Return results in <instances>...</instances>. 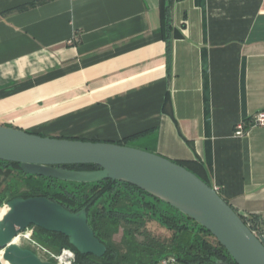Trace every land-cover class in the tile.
Wrapping results in <instances>:
<instances>
[{"label":"crops","instance_id":"1","mask_svg":"<svg viewBox=\"0 0 264 264\" xmlns=\"http://www.w3.org/2000/svg\"><path fill=\"white\" fill-rule=\"evenodd\" d=\"M262 110L264 0H0V127L191 163L264 217V128L235 135Z\"/></svg>","mask_w":264,"mask_h":264},{"label":"water","instance_id":"2","mask_svg":"<svg viewBox=\"0 0 264 264\" xmlns=\"http://www.w3.org/2000/svg\"><path fill=\"white\" fill-rule=\"evenodd\" d=\"M0 161L19 164L29 176L75 183L104 180L125 181L148 193L143 185L156 186L185 199L200 211L203 220L171 204L206 227L227 250L236 264H264V237L256 235L218 191L182 165L163 156L110 142L44 137L0 127ZM95 165L94 171L66 167ZM0 222V251L6 264H53L20 246L17 237L32 226L68 237L83 255L101 258L107 247L88 224L86 210L71 212L46 197L16 198L7 203Z\"/></svg>","mask_w":264,"mask_h":264},{"label":"trees","instance_id":"3","mask_svg":"<svg viewBox=\"0 0 264 264\" xmlns=\"http://www.w3.org/2000/svg\"><path fill=\"white\" fill-rule=\"evenodd\" d=\"M163 21L164 31L169 32L171 13L168 4L163 8ZM118 144L125 145L124 142ZM176 163L193 172L191 163ZM0 164L19 170L23 174L20 180L27 186L24 192H18V190L11 192L13 187L11 184L8 188L11 195L7 203L16 198L42 196L61 204L74 213L86 210L89 226L96 237L107 247L106 255L101 258L79 253L70 244L68 237L60 233L48 232L35 226L30 227V229H36V237L40 243L52 250L57 252L63 248L74 250L77 255V264H159L163 258L170 256L175 257L180 264H236L227 250L206 227L136 185L118 180L75 183L26 176L20 170L19 164L4 161H0ZM66 168L76 171L98 169L95 165H74ZM194 174L213 187L209 177ZM3 216L4 212L0 211V217ZM139 219L145 222L157 221L164 227L174 230L175 235L171 245L152 251L151 247L137 242L134 232L128 230L124 232V240L130 250V256H120L112 245L113 235L118 231L122 222L138 223ZM242 219L256 235L264 237V217L245 216Z\"/></svg>","mask_w":264,"mask_h":264},{"label":"rangeland","instance_id":"4","mask_svg":"<svg viewBox=\"0 0 264 264\" xmlns=\"http://www.w3.org/2000/svg\"><path fill=\"white\" fill-rule=\"evenodd\" d=\"M21 177H23V174L19 170H17L16 178L14 179L12 183L13 187H12L11 192L16 191V190H18V192H24L27 190V186H25L22 183V180H20ZM1 209L2 208H0V210ZM137 222L138 223H131V224H126L125 222H122L118 231L113 235L112 245L118 251L120 256H123V255L130 256V250L128 249L125 243V240H124V232L128 230H131L134 232L137 242L145 244L148 247H151L152 251L162 248L163 246L171 245L172 239L175 235L174 230L164 227L157 221L150 220V221L145 222L139 219ZM30 230L33 235V238L39 241L36 237V229L31 228ZM22 246L24 248H27L29 247V243L27 241H23ZM0 257H1V251H0Z\"/></svg>","mask_w":264,"mask_h":264},{"label":"built area","instance_id":"5","mask_svg":"<svg viewBox=\"0 0 264 264\" xmlns=\"http://www.w3.org/2000/svg\"><path fill=\"white\" fill-rule=\"evenodd\" d=\"M263 127L264 128V110L257 112L251 118L241 121L236 125L235 135L241 137L245 135L249 128ZM217 191L218 189L215 188ZM4 207H8L7 204ZM255 233V232H254ZM256 234V233H255ZM29 243L28 249L32 250L43 261L53 264H77L76 252L69 248H64L59 252H55L33 238L30 228L22 232L16 239V242L22 246V242ZM23 247V246H22ZM160 264H179L173 256L163 258ZM202 264H217V263H202Z\"/></svg>","mask_w":264,"mask_h":264},{"label":"bare ground","instance_id":"6","mask_svg":"<svg viewBox=\"0 0 264 264\" xmlns=\"http://www.w3.org/2000/svg\"><path fill=\"white\" fill-rule=\"evenodd\" d=\"M143 186L146 189H148L150 192L154 193L156 196H158V197H160L162 199H165L169 203H172L173 205H175L177 207H180L181 209L191 213L192 215H195V217H199V219L203 220V217H202L200 211L191 202H189V201H187L185 199H182V198L175 197V196L163 191L162 189H160V188H158L156 186H146V185H143Z\"/></svg>","mask_w":264,"mask_h":264}]
</instances>
